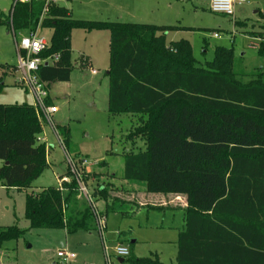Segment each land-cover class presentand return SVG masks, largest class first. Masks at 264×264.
Segmentation results:
<instances>
[{"label": "trees", "instance_id": "trees-1", "mask_svg": "<svg viewBox=\"0 0 264 264\" xmlns=\"http://www.w3.org/2000/svg\"><path fill=\"white\" fill-rule=\"evenodd\" d=\"M12 6L8 13L0 9V25L8 31H35L42 15L41 28L52 29L41 56L60 57L38 71L48 88L71 78L75 28L110 31L109 111L139 116V126L127 138L141 137L145 143L143 150L124 154L122 178L145 183L147 193L186 197L177 264H264L263 67L235 69V52L224 47L200 67L189 41L167 42V31L178 26L77 20L66 6L48 0H13ZM260 37L258 55L264 59V34ZM0 68L1 94L6 76L16 68ZM47 103L52 104L50 97ZM57 130L69 148L70 128ZM42 132L43 121L31 103H0V180L26 191L31 229L96 230L93 205L71 168L59 185L29 190L49 167L46 145L38 142ZM74 160L86 186L97 179L85 172L81 155ZM122 190L97 183L90 194L93 202H104L101 214L107 216L117 212L118 203L138 205ZM26 231L18 224L0 226V249ZM130 260L163 264L151 257Z\"/></svg>", "mask_w": 264, "mask_h": 264}, {"label": "rangeland", "instance_id": "rangeland-1", "mask_svg": "<svg viewBox=\"0 0 264 264\" xmlns=\"http://www.w3.org/2000/svg\"><path fill=\"white\" fill-rule=\"evenodd\" d=\"M12 3L13 0H0V9L8 13ZM59 3L77 20L178 26L167 31V42L189 41L200 67H207L214 60L217 48L224 47L234 50L235 69L254 71L263 67L264 70V59L258 55V42L251 38L264 34V0H247L238 9L237 20L211 11L210 0H60ZM40 29L39 37L50 40L52 29ZM214 33L219 36L215 37ZM24 36H27L26 31L14 33L0 25V65H18L17 40ZM110 37L107 29L75 28L72 31L74 69L71 78L51 84V96L59 108L52 117L53 122L56 129L70 128L69 148L61 144L50 121L43 119L41 136L47 138L44 144L48 149L49 167L33 182L30 191L59 185V175L67 173L71 166L69 158L74 159L77 154L98 173V181L120 189L136 185L140 190H146L145 183H129L122 178L124 154L143 150L145 143L141 137L134 141L127 138L139 126V116L115 115L109 111ZM92 70L98 73L93 74ZM18 73L12 71L6 76L7 86L0 94V103L33 101L25 88L15 84ZM104 160L109 163L108 168H103L100 163ZM113 173L117 176L111 177ZM93 182L87 184L89 192H93L98 183L95 179ZM25 194V190L4 187L0 180V226L16 223L27 230L18 241L3 244L0 264H67L58 256L59 251L67 249L66 235L61 229H31L25 217ZM146 195L152 196L145 192L142 197ZM94 202L100 211H104L103 201ZM116 210L106 216L104 233L96 231L93 234L98 239L101 253L98 255L92 249L90 256H83L82 252H77L71 264H132L131 256L158 258L164 264H177L175 241L180 232L182 213H160L119 203ZM120 232L132 248V255L123 258L122 262L115 253L118 244L115 240ZM78 237H72V240ZM72 243L77 247L75 241Z\"/></svg>", "mask_w": 264, "mask_h": 264}, {"label": "built area", "instance_id": "built-area-1", "mask_svg": "<svg viewBox=\"0 0 264 264\" xmlns=\"http://www.w3.org/2000/svg\"><path fill=\"white\" fill-rule=\"evenodd\" d=\"M17 1V0H15ZM22 2H30L31 0H20ZM58 2L59 0H48ZM247 0H210V10L215 13H221L226 16L234 17L236 6L245 3ZM13 7V6H12ZM47 8L45 7L44 12H46ZM43 15L39 22L38 28L35 31L29 32L27 36L22 37L20 40H17V48H18V65L15 67V71H18V75L15 78V84L19 85L26 89V91L32 96V105L38 112L40 118L47 119L50 121L52 126L57 133L61 144H64L58 130L56 129L53 122V115L59 111V108L54 104L47 103V99L49 98V88L47 87V83L42 81L38 75V71L43 64L55 62L59 59V55H56L54 59L52 58H43L41 54L47 49L49 42L45 38L39 37V30L41 28ZM215 37H218V33H214ZM96 70H93V73H96ZM2 74V70L0 68V75ZM47 140L46 136L42 137L41 135L38 137L39 143H45ZM45 141V142H44ZM65 146V145H64ZM70 168L72 172L76 175L80 183V189L82 193L87 196V198L91 201L93 205V210L96 215L97 229L103 234L106 226V216L101 214V211L93 202L91 194L88 190V187L85 185L82 180L81 171L77 168L75 160L73 158H69ZM86 160H83L82 167L85 168ZM108 247L106 246V250ZM115 253L121 258H125L130 256L131 251L129 246L118 243L115 246ZM58 256L62 259V262L69 264L73 258H75V254L67 251L61 250L58 252ZM110 257V256H109Z\"/></svg>", "mask_w": 264, "mask_h": 264}, {"label": "crops", "instance_id": "crops-1", "mask_svg": "<svg viewBox=\"0 0 264 264\" xmlns=\"http://www.w3.org/2000/svg\"><path fill=\"white\" fill-rule=\"evenodd\" d=\"M59 2H60V0L58 1V3ZM242 5H244V3L236 6V11H235V16H234L235 18H236V14H237L238 9L241 8ZM235 20H237V18ZM237 22H239V21H237ZM26 33L28 34L29 32L26 31ZM38 33L40 35L41 29H40V31ZM43 38L46 39V37H44V36H43ZM251 38L252 39H255L258 42L257 43V46H258L259 42L262 40V38L260 37V35L258 37L257 36H253V37L251 36ZM46 40L48 42L50 41L48 39H46ZM253 44H254V46L256 45V43H253ZM87 59H88V62L90 63L89 57H87ZM7 66H14V65H7ZM1 70L3 72L4 69L1 68ZM9 73H12V71H10ZM92 73H93V70H92ZM97 73L98 72L93 73V74H97ZM49 94H50L49 97H50V99L52 101V104L56 105L54 103V101H53L52 96H51V85L49 87ZM24 102H27V103H31L32 104V101H24ZM24 102H16V103H24ZM47 156H48V153H47ZM104 162L105 163L102 164L103 165V168H108L109 163L107 161H105V160H104ZM100 163H102V162H100ZM85 166L87 167V169H85L87 173H95V174H98L95 171H93L90 167H88L87 163H86ZM61 176H63V175H59V179H60ZM116 176H117L116 173L115 174L113 173V175H111V177H116ZM99 179L100 178L97 177V179H95V182H98L99 184H104L103 182L98 181ZM60 183H61V181H60ZM3 186L5 187V185H3ZM129 186L130 187H127V188L126 187H123L121 189H123L122 190L123 191V194H126L125 191H128V193H127V200L135 201V203L137 202L138 205H134V206H136L138 209H145V210L148 209V211H150V210H157V209H151V206L152 205H154V206H163L164 209L157 210V212H160V213H163L165 211H170V212L175 213V212L178 211L180 214L182 213V215H181L182 216V224H181V227L179 228V231H181V230L184 229V227H185V210H186V207H187V200H186V197L185 196H183V195H175V194L164 195V194H151V193H148V194H150L152 196L151 197H148L146 195L145 198H144L142 196L146 192L145 189L144 190H140V188H138V186H136V185H129ZM115 188H118V187H115ZM12 189L19 190L17 188H12ZM148 198H150V199H148ZM104 209H105V204L103 205V210ZM165 214H167V213H165ZM165 214H163V215H165ZM49 230H53V229H49ZM61 231L66 235L65 236L66 246H67V249L66 250L74 253L75 254V257H76L77 252L78 253L82 252V255L83 256L84 255L85 256H88V255L90 256V254L92 252V249H93L94 252H97L98 255H99V253H101L100 244L98 242V239L96 238V236L93 235L96 231H99L98 229L93 230V231H78V232L73 233V234L67 233V231L64 230V229H61ZM179 233H178V238H179ZM78 235H81V236L78 237ZM72 237H78V238H75V240H72ZM178 238L175 241L176 242V246H177V256H178ZM72 241H75L78 244L77 247H75V244H73ZM125 241H126L125 236L122 235V232H120L119 235H118V238H116V240H115V243H121V244H124V245H127L128 246L129 244H126ZM133 242H136V241H133ZM129 247H130V250H132L131 246H129ZM74 259L75 258H73L72 261H74ZM120 259H122V258L119 257V260ZM71 262L69 264H71Z\"/></svg>", "mask_w": 264, "mask_h": 264}, {"label": "water", "instance_id": "water-1", "mask_svg": "<svg viewBox=\"0 0 264 264\" xmlns=\"http://www.w3.org/2000/svg\"><path fill=\"white\" fill-rule=\"evenodd\" d=\"M120 261L122 262V261H124V259L122 258V259H120Z\"/></svg>", "mask_w": 264, "mask_h": 264}]
</instances>
